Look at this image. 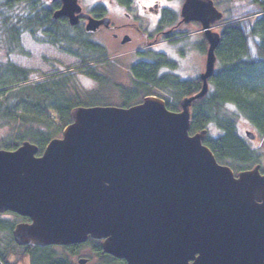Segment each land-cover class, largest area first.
<instances>
[{"label": "water", "instance_id": "obj_1", "mask_svg": "<svg viewBox=\"0 0 264 264\" xmlns=\"http://www.w3.org/2000/svg\"><path fill=\"white\" fill-rule=\"evenodd\" d=\"M60 1L54 19L74 26L84 18L87 31L111 24L79 0ZM181 13L180 23L200 22L208 49L202 87L179 111L155 95L128 107L79 105L41 154L30 140L0 148V213L28 219L15 225L18 244L93 238L126 264H264L261 165L236 174L205 144L207 129L190 133L192 103L216 69L221 36L213 24L223 13L213 0H185Z\"/></svg>", "mask_w": 264, "mask_h": 264}, {"label": "trees", "instance_id": "obj_2", "mask_svg": "<svg viewBox=\"0 0 264 264\" xmlns=\"http://www.w3.org/2000/svg\"><path fill=\"white\" fill-rule=\"evenodd\" d=\"M248 7L237 13L233 6L224 11L215 51L218 67L209 79L206 95L195 99L191 107L190 133L208 129L205 144L218 161L232 164L237 170L261 164L258 151L249 146L238 120L244 118L264 137V0H249ZM58 8L60 0H0L1 47L8 51L7 56L24 53L22 37L27 34L38 43L77 58L84 75L109 87L110 81L96 71V64L108 61V48L82 25L73 26L65 17L54 19ZM202 49L204 52L205 46ZM141 55L143 58L129 67L134 78L131 86L114 84L122 106L138 103L159 88L173 97L171 100L164 96L167 107L179 111L182 98L200 91L202 80H184L178 74L163 72L176 67L166 54L158 59L149 52ZM53 74H49L53 76L51 80L30 83L34 77L29 68L10 56L5 61L0 59V127L9 124L17 129L13 149L30 140L39 146L41 154L47 143L72 121V108L85 105L69 95L72 75ZM15 84L20 86H11ZM212 128L216 135L210 133ZM11 144L4 142L0 148H11ZM20 220L28 219L13 212L0 213V264H16L10 261L11 255H18L19 260L29 256L30 264H76L70 256L79 254V248L86 245L104 264H125L124 260L102 253L99 241L92 238L85 244L63 246L62 253L53 246L20 245L13 235Z\"/></svg>", "mask_w": 264, "mask_h": 264}, {"label": "rangeland", "instance_id": "obj_3", "mask_svg": "<svg viewBox=\"0 0 264 264\" xmlns=\"http://www.w3.org/2000/svg\"><path fill=\"white\" fill-rule=\"evenodd\" d=\"M47 1V0H46ZM147 1V0H144ZM162 1V0H161ZM183 1V0H182ZM181 1V2H182ZM217 7L225 11L227 8L233 6L235 13L239 11H243L244 8L248 7V1L249 0H214ZM80 4L83 7L84 11H87V9H90L89 7H93L95 3H105L108 5L110 12H113V8H117L118 12L120 9L116 6L114 2H111V0H79ZM175 9H179L181 3L180 0L174 1ZM249 8V7H248ZM128 12H132L133 10H127ZM110 16L113 17V14H110ZM114 22L119 23L123 21V18H120L119 20L116 19L117 17L114 16ZM220 26L215 27L214 30L220 31ZM184 29H188L189 31H196L199 30L201 27L199 26H184L181 27ZM130 34V33H129ZM202 33H195L191 36V43H194L195 41H200ZM94 39H98L100 42H102L107 48H108V58L105 64H96L97 68L96 71L105 76L106 80L110 81L109 87L106 85H101L98 81H95L94 79L84 75V67L79 65V60L75 57H72L70 55L64 54L60 51H58L55 47L44 44V43H38L35 40L31 39V37L27 34L23 35L22 37V43L24 47V53L17 54V52H12L7 56L8 51L1 47L0 45V59L2 61L8 60V57L26 67L29 68L32 72L33 79H31L30 83L35 82H44L46 80H51L53 77L52 75H49L51 73H54V76H62V75H72L73 80L69 83V95L78 97L79 101L84 102L85 105H118L122 106V98L120 97L118 93L117 86H131L132 81L134 80L131 72H130V64L133 62L138 61L139 59L143 58L141 55L142 53H136L135 50H148L146 48V44L143 42V40H138L132 43H125L124 45L121 44L120 40L116 41L112 36L110 31L103 30L97 34L93 35ZM187 41L182 40L179 41L178 44H186ZM176 45L172 44H165L164 46H169L165 48V51L173 56L174 54L175 59L171 60L175 61L176 67L174 70L178 71L181 75H179L181 78H189L197 76L198 71L204 70L205 68V60L206 55L200 52H197V49H188V53L183 57L182 55H176V52L172 50L171 48L174 46L176 49ZM179 52V51H178ZM178 59V61H177ZM177 62V63H176ZM217 66V64H216ZM58 69L62 71H58ZM164 72H167V69H164ZM117 86H115V85ZM11 86H20V84H15ZM9 87V86H8ZM6 87V88H8ZM160 94L163 96H170L171 100L173 97L165 92L162 89H156L155 94L157 96H160ZM161 97V96H160ZM238 123L240 124V127L244 133V136H246V140L249 144V146L253 149H256L260 155V163L262 165V172L264 170V137L260 136L256 133L253 127L244 119H239ZM16 128L14 125H4L0 127V144L4 142H12L11 148L13 149V137L16 134ZM253 131L255 132L256 136L254 139H249L247 136V131ZM212 135H216L217 131H215L213 128L210 132ZM12 135V139L10 136ZM61 135V134H60ZM59 135V136H60ZM1 146V145H0ZM229 166H231L234 170H237V168L229 163H224ZM243 170V169H241ZM54 249L57 252H62L63 249L60 247L54 246ZM80 253L74 258V261L78 263L79 257L81 258H88L89 260L85 264H104L99 260V257L94 253V250L92 247L86 245L79 249ZM10 261L16 264H30V257H26L23 260H19L18 255H11ZM109 264V263H105ZM112 264H123L122 262H116Z\"/></svg>", "mask_w": 264, "mask_h": 264}, {"label": "flooded vegetation", "instance_id": "obj_4", "mask_svg": "<svg viewBox=\"0 0 264 264\" xmlns=\"http://www.w3.org/2000/svg\"><path fill=\"white\" fill-rule=\"evenodd\" d=\"M174 1L176 0H111V2H114L116 6L120 9L119 11H122L121 13L118 12L117 8H113V12H110V9L107 4L105 3H95V5L90 9H87V12L92 14L96 18H102L105 16H109L111 18V24L106 27L102 25L98 30L91 32L93 35L97 34L103 30L110 31L111 36L116 40H120L121 44L124 45L125 43H132L138 40H143V42L146 44V48L148 50H135L136 53H146L149 52V56H151L153 59L155 58H162V54H166L165 48L169 46H164L165 44H172L176 45L179 41L185 40L187 41L186 44H178L176 45V49L174 46L171 48L176 52V55H182L185 57V55L188 53V49L192 50L194 48L197 49V52H200L201 54L207 52L208 43L207 40L204 37V34L202 31L196 30V31H189L188 29H184L181 27L184 26H201L200 22L197 20H192L188 23L182 22L180 23L182 19V6L185 0H180V7L179 9H175ZM182 1V2H181ZM61 7V5H60ZM100 8V9H99ZM98 9L99 11H96ZM133 10L128 12L127 10ZM92 10H95L94 13ZM113 14V17L116 16V19L123 18L124 20L115 23L113 20L114 18L109 15ZM98 15V16H97ZM87 20L81 19L80 25H82L85 28ZM215 27L218 26V24L214 25ZM130 33V34H129ZM195 33H202L200 41H195L194 43H191V36ZM128 36V41L125 43L123 42L124 37ZM98 40V39H97ZM204 40L206 43H204ZM99 41V40H98ZM100 42V41H99ZM102 43V42H101ZM203 46H205V51L203 52ZM179 51V52H178ZM174 57V54H172ZM150 61L152 59H149ZM178 61V59H177ZM170 73L181 75L178 71L174 69H170ZM203 73V70L198 72L197 76L189 77V78H182L184 80L188 79H196L202 80L201 74ZM78 245V244H76ZM100 245V244H99ZM72 246V245H67ZM80 246V245H79ZM61 249H63V246H60ZM80 249V248H79ZM63 252V251H62ZM60 251V253H62ZM95 253V252H94ZM96 254V253H95ZM79 254H74L70 256L71 260L74 261V258ZM81 257H79L80 259ZM78 259L77 264H81ZM86 260H89L88 258H85ZM74 263H76L74 261Z\"/></svg>", "mask_w": 264, "mask_h": 264}]
</instances>
